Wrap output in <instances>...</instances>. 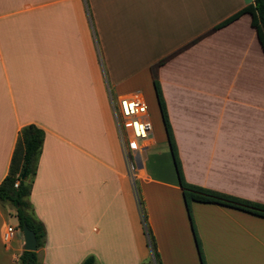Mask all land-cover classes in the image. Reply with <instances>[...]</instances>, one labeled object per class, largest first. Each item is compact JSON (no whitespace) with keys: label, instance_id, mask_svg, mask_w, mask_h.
<instances>
[{"label":"crops","instance_id":"obj_1","mask_svg":"<svg viewBox=\"0 0 264 264\" xmlns=\"http://www.w3.org/2000/svg\"><path fill=\"white\" fill-rule=\"evenodd\" d=\"M251 1L0 0V181L20 126L42 128L28 196L45 230L41 264H155L112 105L142 94L136 78L152 82L159 59L184 179L264 203V102L241 94L248 81L264 90V54L248 13L213 28ZM143 144L134 184L159 262L200 264L163 124ZM190 208L206 264H264V216ZM12 210L0 201V264L23 249Z\"/></svg>","mask_w":264,"mask_h":264},{"label":"trees","instance_id":"obj_2","mask_svg":"<svg viewBox=\"0 0 264 264\" xmlns=\"http://www.w3.org/2000/svg\"><path fill=\"white\" fill-rule=\"evenodd\" d=\"M244 12L248 13L250 16V24L255 30L261 51L264 54V0H252L216 23L213 28L226 24ZM162 61L163 59H159L152 67V85L155 93V99L175 167L178 184L181 188L183 202L185 204L191 229L194 235L200 264H206L203 257L200 240L192 219L190 208L191 202H216L262 216H264V203L194 184L184 179L175 141L171 131V126L167 116L165 101L159 81L155 74L156 64H159ZM42 140V128L34 123H25L21 125L15 138L7 173L0 181V201H7L12 206L13 210L9 214L15 217L16 225L19 229L21 228V225L25 223L30 229L33 230L36 239V248L43 244L45 230L43 223L33 215L32 205L28 196L30 192L31 181L35 173ZM23 169L24 176L20 177L21 171ZM14 181H17L16 185H14ZM135 196L148 245L151 249L155 264H160L158 253L155 249L154 238L146 220V213L143 207L142 199L136 190ZM36 248L33 250L22 249L17 256V264H41L38 259ZM79 264L97 263L95 262L93 254H88L82 258Z\"/></svg>","mask_w":264,"mask_h":264},{"label":"built area","instance_id":"obj_3","mask_svg":"<svg viewBox=\"0 0 264 264\" xmlns=\"http://www.w3.org/2000/svg\"><path fill=\"white\" fill-rule=\"evenodd\" d=\"M112 110L126 174L134 188L137 165L141 160V150L144 148L143 142L148 139L152 131L147 104L140 93L119 95L112 105ZM16 183L17 181H14V185ZM13 231V225L5 224L1 232L3 241H7Z\"/></svg>","mask_w":264,"mask_h":264},{"label":"rangeland","instance_id":"obj_4","mask_svg":"<svg viewBox=\"0 0 264 264\" xmlns=\"http://www.w3.org/2000/svg\"><path fill=\"white\" fill-rule=\"evenodd\" d=\"M151 72H152V68H151ZM136 79L141 81V83H139L138 85V91L142 93V96L145 99V102L147 104V111H148V115H149L152 128L155 127V124H158L160 127H162V120H161L159 109H158L156 99H155V93H154L153 85L151 82L150 71L148 75L137 76ZM261 80L264 82V75L260 77V81ZM244 86L246 87V90L245 92L241 94L243 95L245 101H251L253 98L259 97L260 100L264 102V90L262 87L260 88V91L257 92V85L255 83H251L250 81L245 83ZM232 94L235 95V93H232ZM228 95H231V93H228ZM247 112H249V109L248 107H245V113ZM134 190H136V192L139 193L138 187L135 184H134Z\"/></svg>","mask_w":264,"mask_h":264},{"label":"water","instance_id":"obj_5","mask_svg":"<svg viewBox=\"0 0 264 264\" xmlns=\"http://www.w3.org/2000/svg\"><path fill=\"white\" fill-rule=\"evenodd\" d=\"M24 176V169L21 171L20 177ZM23 237V249L33 250L36 248V239L32 229H30L25 223L20 228Z\"/></svg>","mask_w":264,"mask_h":264}]
</instances>
